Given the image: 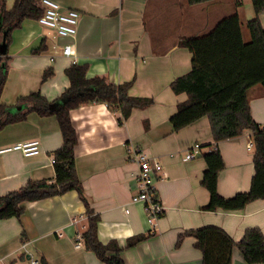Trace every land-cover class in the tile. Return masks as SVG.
<instances>
[{
	"label": "crops",
	"instance_id": "0c3cea01",
	"mask_svg": "<svg viewBox=\"0 0 264 264\" xmlns=\"http://www.w3.org/2000/svg\"><path fill=\"white\" fill-rule=\"evenodd\" d=\"M51 1L80 13L78 34L75 39L56 41L50 30L31 20L13 32L2 95L12 113L25 112L17 105L19 99L37 91L52 103L51 109L58 108L54 102L70 87L65 71L73 65L87 66L89 79L105 77L115 85L133 81L131 97L154 100L151 107L135 110L122 126L120 114L106 104H88L70 112L79 141L76 171L94 210L99 241L104 245L117 242L124 249L125 264H203L193 237H186L178 246L181 234L218 227L235 243L250 228H259L264 235V200L241 211L209 212L210 194L202 185L207 168L203 156L218 149L225 162L218 180L219 194L230 199L250 191L255 174L254 149L248 150L251 131L215 144L208 118L178 132L171 124L179 104L188 100L186 94L175 95L171 83L192 67V54L180 42L206 34L226 17L223 0L193 6L187 0ZM14 3L7 0V8ZM251 6L254 17L252 0ZM260 19L264 27V12ZM248 35L250 40L249 31ZM66 43L75 45L76 63L61 55L51 59L54 46ZM42 46L45 50L35 53ZM49 69L54 76L42 83ZM250 108L254 121L263 127V87L250 90ZM33 141L41 144L39 156L25 157L17 151L0 154V198L30 181L55 180L53 154L63 145L55 117L32 113L25 122L6 127L0 132V151ZM196 145L200 154L185 161ZM139 152L163 166L154 186L164 214L155 228L147 221L145 205L132 204L139 193L140 167L134 160ZM23 209L19 219L0 220V264H40L43 258L48 264H105L86 250L84 239L83 247L77 248V237L83 238L89 229L87 207L77 191L28 202ZM141 236L146 239L128 248L129 240ZM232 264H247L238 248Z\"/></svg>",
	"mask_w": 264,
	"mask_h": 264
},
{
	"label": "trees",
	"instance_id": "16d2710c",
	"mask_svg": "<svg viewBox=\"0 0 264 264\" xmlns=\"http://www.w3.org/2000/svg\"><path fill=\"white\" fill-rule=\"evenodd\" d=\"M42 0H15L11 9L7 0H0V45L3 41L12 44L13 32L27 21H38L43 15ZM189 5H198L217 0H187ZM237 7L241 2H237ZM255 16L247 23L250 41L245 42L240 16L235 13L224 17L216 26L201 36L184 38L180 46L192 54L190 72L171 83L175 95L186 94L188 100L179 104L171 117L174 132L208 118L215 144L232 140L247 130L254 142L255 174L250 191L239 193L230 199L218 192L220 173L225 162L218 149L205 154L206 171L202 185L210 194L206 211L236 212L252 202L264 200V131L251 114L250 90L256 86L264 88V27L260 15L264 12V0H252ZM45 50L42 46L35 53ZM8 53L0 56V132L8 126L25 122L35 113L41 117H55L58 121L63 145L53 157L55 159L54 181H30L25 187L0 198V220L21 218L23 204L60 196L69 191H77L87 207L89 229L83 235L85 248L93 252L105 264H125L124 249L115 241L104 245L97 236L94 210L84 196V188L76 171L75 149L78 135L72 123L70 112L88 104H106L116 114L118 123L124 125L135 110H144L154 104L152 99L133 98L129 95L134 82L115 85L105 77H87L88 67L73 65L65 73L70 87L54 104L41 92H32L19 99L17 105L25 112L12 113V108L2 102L3 91L8 79ZM54 76L47 70L42 83ZM149 125L146 123V129ZM158 197V196H157ZM186 237L196 240V248L202 252L203 264H232L233 253L238 248L247 264H264V235L259 228H250L243 239L235 243L233 238L218 227H205L187 231L178 239V246ZM145 237H136L128 242V248L137 246ZM40 264H48L45 258Z\"/></svg>",
	"mask_w": 264,
	"mask_h": 264
},
{
	"label": "built area",
	"instance_id": "2783aa9c",
	"mask_svg": "<svg viewBox=\"0 0 264 264\" xmlns=\"http://www.w3.org/2000/svg\"><path fill=\"white\" fill-rule=\"evenodd\" d=\"M41 3L44 13L37 22L42 27L52 32L53 39L56 41L75 39L80 24V13L74 9H65L60 4L51 0H42ZM53 54L52 60L58 55H61L73 59L74 63L77 62V53L73 43L57 44L53 48ZM261 129L264 131V126L261 127ZM253 149L254 142L250 140L248 143V150ZM7 151H17L22 153L25 157H36L41 154L42 149L39 141H33L16 144L10 149L1 150L0 154ZM199 154L200 147L196 145L193 147V150L187 154L185 161H191L197 158ZM134 160L140 167L137 175L139 193L133 196L132 204L143 203L145 205L147 221L152 228H155L158 220L164 214V207L157 197L154 186L155 177L161 175L163 166L143 152L136 153ZM52 163L55 164V159H52ZM125 212L128 213L129 211L126 209ZM83 245V238L79 235L77 237V248H82ZM32 264L38 263L33 261Z\"/></svg>",
	"mask_w": 264,
	"mask_h": 264
},
{
	"label": "rangeland",
	"instance_id": "374dc122",
	"mask_svg": "<svg viewBox=\"0 0 264 264\" xmlns=\"http://www.w3.org/2000/svg\"><path fill=\"white\" fill-rule=\"evenodd\" d=\"M236 1L241 2L242 6L237 7ZM222 10L224 12H228V15L230 16L235 13H237L240 18H241V23H242V34L245 42H249L247 37L248 35V29H247V23L252 20L254 17H252V6H251V0H231V4L229 3V0H223L222 2ZM249 15H251L249 17Z\"/></svg>",
	"mask_w": 264,
	"mask_h": 264
},
{
	"label": "water",
	"instance_id": "95a60500",
	"mask_svg": "<svg viewBox=\"0 0 264 264\" xmlns=\"http://www.w3.org/2000/svg\"><path fill=\"white\" fill-rule=\"evenodd\" d=\"M8 53V46L6 41L4 40L3 43L0 45V56H6Z\"/></svg>",
	"mask_w": 264,
	"mask_h": 264
}]
</instances>
